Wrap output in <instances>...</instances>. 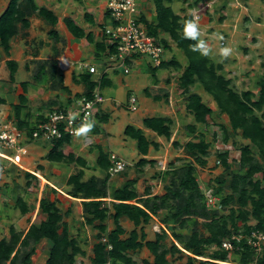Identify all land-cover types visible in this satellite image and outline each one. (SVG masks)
<instances>
[{"label":"trees","instance_id":"16d2710c","mask_svg":"<svg viewBox=\"0 0 264 264\" xmlns=\"http://www.w3.org/2000/svg\"><path fill=\"white\" fill-rule=\"evenodd\" d=\"M155 12V22L149 23L144 17L141 21L146 26L148 34L159 38L161 33L166 34L186 57L187 64L178 77V86L182 93L190 92V87L199 83L202 89L212 97L220 113L228 116L230 127L233 131H240L243 139L249 143L243 144L239 148V168L231 170L227 161L228 152H218L217 158L223 168V173H228V180L224 176H217L212 179L214 194L220 197L222 209L217 210L207 208L204 203L203 191L199 187L196 179V168L207 163L210 143L205 140L203 134H198V140H189L183 145L185 153L191 157L180 166L168 168L164 173L167 177V184L164 186V193L154 194L147 197H140L134 190L130 189L135 180H128L113 194L115 201L108 207L102 197L107 194V180L109 177L108 168L110 161L108 154L100 151L97 158V166L105 172L104 177H89L82 180L83 171L79 170L69 176L67 184L70 190L67 192L72 197H82V213L88 225H94L99 221L97 243L93 247L91 264H105L108 261L119 264H173L167 259L168 254L188 253L187 261L179 264H193L196 257H207L214 260L226 261L228 251L222 248V241L228 238L233 232L242 230L248 232L252 228H264V76L258 81V94L250 90L241 92L234 91L230 86V80L218 73L223 69L221 63H214L201 51H197L198 39H192L185 35L190 15L181 17L176 14L170 5L165 4V0H152ZM170 2L171 0H166ZM201 0H196L195 5ZM36 13L51 24L56 23L55 15L45 7H38L34 0H9L6 8L0 14V46L8 56L10 49V39L17 34L18 24L22 29L29 26L28 17ZM108 14V13H107ZM71 26L70 22H67ZM76 36H82L81 32ZM165 48L168 42L165 37L159 38ZM103 49L100 44L99 51ZM112 53L115 49L111 47ZM5 64L9 70V80L14 81V73L17 64L13 60H6ZM264 65V64H263ZM173 66L179 69L181 66L177 60L162 61L157 67L152 68V73L156 69H165ZM91 73L82 75L81 78H74L75 82H83L86 86L83 97L92 98L93 91L97 85L101 86L102 81L95 82L91 78ZM23 91L26 90V83H21ZM159 96H153L158 100ZM26 102L24 95L19 96V104L13 107L16 117V126L25 132L27 137H31L32 131L36 128L37 122L30 124L26 120H21L19 114L22 105ZM185 110L192 115L195 124L187 125V130L195 134L196 123L205 124L207 117L211 114V109L203 102L202 97L195 93L187 95ZM254 111H262L261 116H257ZM40 122L46 120V116L39 115ZM39 123V122H38ZM145 128L154 131L157 135L165 137L167 140L172 135L171 126L173 121L168 117H146L142 120ZM81 129L83 125L77 124ZM62 129V127L60 126ZM123 133L126 137L136 141V148L142 155H147L149 145L157 149L158 144L147 140L140 128L127 125ZM71 136L63 133L60 138L51 140L52 146L45 155L49 161L72 162L77 160L81 166L85 165V160L76 158L73 154L65 155L62 147L68 143ZM228 136H224V141ZM172 145L178 147L179 143L173 141ZM251 145L257 152L254 154ZM153 159L140 158L136 165L142 168L146 164L153 165ZM27 177H34L29 172H25ZM256 175H259L256 177ZM35 178V177H34ZM29 185V181L26 182ZM225 188L229 192H225ZM55 191V190H54ZM146 190V195H149ZM127 201H134L130 203ZM22 215L29 209L22 198L16 201ZM39 212L45 215V219L38 223L33 222L27 230H17L14 226L9 227V237L0 239V264H30L31 256L35 252V245L42 238L51 242L45 264H75L76 256H84L76 239L70 236L68 224L63 220L66 212L57 206L55 201L42 196L39 199ZM127 217L135 227L146 224L153 216L157 217L166 229L155 233L154 240L145 239L143 231L133 229L128 236L122 238L125 233L119 223V219ZM111 217L114 228L106 232L105 220ZM251 220L254 225L248 224ZM202 228L203 231L200 230ZM190 228V233L183 230ZM168 229V230H167ZM207 233V235L204 234ZM171 236L176 244L172 242L170 248L165 245V238ZM106 241L102 242L101 239ZM235 244L234 241H232ZM110 245L111 248L107 249ZM242 250L235 252L238 264H248L254 260L252 250L241 243ZM145 247L153 256V260L142 259L137 263L131 253ZM214 247L212 252H207ZM187 251V252H186ZM205 253L207 254L205 256ZM256 264H264V252L256 260ZM203 264V262H199Z\"/></svg>","mask_w":264,"mask_h":264},{"label":"crops","instance_id":"0c3cea01","mask_svg":"<svg viewBox=\"0 0 264 264\" xmlns=\"http://www.w3.org/2000/svg\"><path fill=\"white\" fill-rule=\"evenodd\" d=\"M34 2L38 7H45L47 10L51 11L56 17V23L51 24L44 18L34 13L28 17L29 26L27 28L22 29L20 27V24H18L17 34L10 39V49L8 56L4 53L2 47L0 46V65L6 66L5 64L6 60H13L17 64L16 71L19 68H23L25 72L28 74L32 72L33 69L32 65L37 66V70L35 74L31 73L33 75L34 82L37 84H33L34 83L33 81H21L17 83V81L15 80L16 71L14 73L13 82L9 80V76H8V79L6 80L7 84L6 86H4L5 89L2 93H0V122L4 121L2 116L5 114L4 112L7 107H10L13 110V107L19 104L20 95L25 96L26 102L22 105L19 116L21 120H26L30 124H33L34 122L37 123L40 122V120L38 119L39 115L47 117V115L52 111H56V110L64 111L68 109H75L78 106V101L84 96L83 92L86 86L83 82H75L74 78L78 79L81 78L82 75L87 74L89 71L88 70L89 66H94L96 70L95 73L90 74L92 80L95 82L102 81V85L101 86L97 85L93 92H99L103 97L104 95L101 93V89L106 86H108V88L110 87L111 89L113 87L121 88L123 86L128 85L125 76L119 73V69H122L123 71V67L119 65V60L115 56V52L112 53L110 51L111 47L108 45V40L103 32L105 26L111 22L106 10L107 0H34ZM7 4H3L2 6L0 5V14L4 11ZM139 7L142 13V17H144L146 20L154 17L155 15L154 6L151 1L142 0V3L141 5H139ZM68 21L70 22L71 26H68L67 24ZM75 32L76 33L81 32L83 35L76 36ZM100 44H103V49L99 51L98 49ZM32 46L34 47L32 48ZM18 52L19 53L21 52L23 57L19 56ZM141 58L142 57H135V59L132 61L136 62L137 65L140 64V66L143 68L147 66L148 71L151 73L153 77V83L150 84L149 86L145 85L146 87L143 88V93L147 99H152L154 103L153 102L147 103L145 100V104H146L144 108L145 113L143 114H147V115L146 116L141 115L138 121L132 123L134 125L131 124L128 125L133 126L135 128H140L143 132V135L147 138V140L158 144L157 149H154L153 145H149L147 155H142L138 152L136 148V141L133 139L135 143L131 142L130 145L132 148L135 147L137 153L134 155L135 160L132 159V162L130 163V161L124 159L119 154H116L111 150L105 151L102 148V144L99 139L100 138L99 136L101 135V129L105 128L104 131L106 135L110 134L108 133L109 126H107L108 124L106 123L109 119L108 112L110 108L111 111H113L117 107L116 104L111 106L109 105L110 101L107 102L109 100V97L107 98L104 97V100L97 105L95 109L94 117L91 119V121L94 122V127L91 129V131L87 132L86 134L79 133L78 135L71 137L70 141L68 143H65L62 147V152L65 155L73 154L75 156V159L79 157L84 159L86 162L84 166L79 165L77 160L68 163L47 160L45 158V155L52 146L51 140L36 139V140H25L23 142L25 146H29L27 148V151L29 149L28 151L29 155L27 154L26 156H24L23 161L25 158H27L28 159L27 162H33L36 159L35 156H39L38 158L39 160L36 163L38 165L37 168L38 173L34 171L32 172L36 175H40L42 178L40 176L39 177L45 181L46 197H48L51 201H55L57 206L62 210V212H66V214L63 216V220L68 224L69 232H70L69 221H72L73 215L76 212H79L80 215L82 216L83 213H82L81 202L83 200H88V199H84L82 197H72L69 194H67V192L71 188L70 185L66 183L67 179L69 178V176L75 174L79 170L83 171V177H82L83 181L87 180L89 177L92 176L99 178L104 177L105 172L102 171L96 164L100 151L107 153L108 159L110 154L114 153L120 158H122L124 161H126L128 164L126 168L119 173H116L114 175H110L108 173L109 177L107 180V194L105 197L101 198V200H103V202L108 207L110 206L111 202L115 201V199H113L114 191L124 186V184L128 180H135V183L131 186L130 189L134 190V192H136L137 195H139L140 197H147L154 194L161 195L164 193V186L167 184V180L164 179V176L160 175V177L158 178L154 174L152 177L151 174L150 176L151 178H150L147 175V171L151 168V166L152 168L155 167L156 162L162 163V161H159L157 158L159 157V155H157L156 153V155L152 156V153L157 152L158 149L160 150L163 146L167 145L170 147L173 141H177V142L179 141L178 138H175V135L173 136V130H172L174 125H176L175 124L176 117L173 116V113L175 115V112L172 108L173 105L172 100L175 102L176 96L175 94L171 93L169 86L170 84H167L168 86L163 85L160 79L155 78L156 72L159 69H156L155 72L152 73L153 71L152 68L154 66H152L149 62L148 64H144V62H141L142 61ZM176 60L181 66L179 69L183 70V68L187 64V60H185L186 64L185 63L181 64V61L179 59ZM132 61H127L129 66L133 65ZM45 69H46V75L44 74ZM167 69L168 68H165L163 70H165V72L166 71L168 72ZM45 76H46V95H42L43 93L45 94L44 84L42 83ZM38 80H40V82H38ZM24 82L26 83L25 91H23L21 86V83ZM159 88L169 89L170 93L166 91V93L164 92L162 96L156 95L155 90ZM5 91L6 93L4 95ZM8 94H11L10 100L7 99ZM198 94L201 95L202 97L201 92H199ZM133 95L134 94L132 93L130 88L127 89L126 91L127 104H128L126 106L127 111L129 110L130 98L134 97ZM153 96H159L160 98L158 100H154ZM37 98H42L43 101L37 102L36 101ZM136 104H137V98H135V107ZM209 108L211 109V114H212L214 108L211 107ZM135 110H137V107ZM217 111L219 112L218 108ZM184 114L188 115L187 117L188 121L185 125V128L187 129L186 127L187 125L195 124V122L192 115L188 114L186 110H184L183 115ZM220 114L221 116L224 117L226 123H229L228 116L225 113H220ZM6 115L7 116L5 117L7 119L9 118L11 121L16 122V117L14 116L15 115L14 110L11 113V115L9 113H7ZM209 116L207 118H209ZM146 117L171 118L173 124L171 126L172 135L169 139L170 141L163 136L157 135L154 131L145 128L142 124V120ZM103 124L106 126L105 127L102 126ZM201 125L204 124L196 123V131L199 130V127ZM123 130H122L123 137L121 139H122V144L125 147L129 145V142L126 140L129 137H126L124 135ZM110 142L111 141L107 140V145L109 147L112 146ZM95 148L97 149V152L94 151ZM142 157L146 159H153L154 160L153 165L146 164L142 168H139L136 165V162ZM8 169L9 171L12 170V168H8ZM117 174L119 175L117 176ZM44 175L46 176V179L43 177ZM197 175H198V171L196 169V179L198 182ZM6 181L9 180H1L0 185H2ZM110 182L113 183L114 186L113 189H110L108 187L109 186L108 184ZM45 183L43 184V186L45 185ZM208 185L206 187H211ZM27 186H28L27 191L31 192L33 189L31 188L32 187L31 183ZM43 186H41V188H43ZM201 189L204 190V187ZM146 190H149L150 192L149 195H146ZM23 192L24 194H20L19 192L18 196L19 198H22V200L26 203L29 209V211L24 215L20 213L19 211L20 208L16 203L18 196L17 198L13 199L16 195V190L14 191V189L10 188V193L8 192V190H5V195L0 194V198L4 207L3 213H5V210L8 207H12L14 210L17 209L19 211L16 221L10 222L9 224L14 226L17 230L25 231L27 230L29 225L34 222L35 216L38 215V217H40L41 220H44L45 215L39 212L38 209L39 199L41 198V194L39 193L40 195L36 202V206L34 207L33 212L31 211L32 214L34 213V216H30L29 213L31 207H30V200H28L30 194H27L28 192H25L24 190ZM9 194L11 195V197L13 196L11 199H13L15 205H11L12 203L11 201L10 204H6L5 199L8 197ZM127 202L134 203V201H127ZM62 205H65V207L62 208ZM65 217L67 218L65 219ZM4 218L5 217L3 216V219L1 220L3 224L5 223ZM108 219L112 220V218L108 217L104 222V224L106 225V232L111 231V229L108 228V223H107ZM151 220L158 221V219L155 216H153L152 219L149 220V222H151ZM149 222L146 224H141L138 227H135L132 221H130L127 217L122 216L119 219V223L125 231V233L122 235V238L127 237L129 232L133 229H137L138 232H140V230L143 231L145 237L147 238V233L146 230H144V226L149 224ZM158 223L163 229H166L161 222L158 221ZM98 224H100L99 221L94 222L95 226H97ZM19 227L23 229H20ZM8 231L6 233L4 232L1 235L0 239L8 238L9 237ZM156 232H160V231H156ZM156 232H154V236ZM74 238L76 239V237ZM147 240H151V239H147ZM39 242L41 243L40 248L37 247V244ZM50 247H51V242L49 240L42 238L40 241H38L35 245V252L31 256L30 264H45L48 256V250Z\"/></svg>","mask_w":264,"mask_h":264},{"label":"rangeland","instance_id":"374dc122","mask_svg":"<svg viewBox=\"0 0 264 264\" xmlns=\"http://www.w3.org/2000/svg\"><path fill=\"white\" fill-rule=\"evenodd\" d=\"M9 0H0V5L7 4ZM152 2V0H149ZM196 0H171L167 2L165 0V4L170 5L173 11L180 15L181 17L185 15L191 16V10L195 5ZM139 5H141L142 0H138ZM154 6V5H153ZM202 7L206 10L202 11L200 14V21L198 22L197 29L199 30V38L198 40H203L208 48L209 54L206 55L209 59H211L214 63H221L223 69L218 73L222 74L225 78L230 80L231 88L236 92H241L243 90H250L254 92L255 95L258 94L259 86L257 85L258 81L264 76V0H215V2H211L210 0H201L198 2L196 7ZM150 18V17H149ZM149 23L155 22V15L151 19H147ZM160 37H165L168 42L169 47L166 48L165 60L171 59H179L181 64H186V59L182 51L174 46L173 42L170 38L161 33ZM223 42V44H221ZM34 46H32L33 48ZM230 48L231 53L227 57H223L220 55V51L222 48ZM19 56L23 57L22 53L18 52ZM185 59V60H184ZM141 62L144 64H148L149 60L147 57H142ZM133 65H130L131 69L128 74H124L122 69H119V73L125 76V79L128 85L123 86L121 88H108V86L101 89V93L105 98L109 97V105H115L116 108L111 111L109 109L108 115L109 119L106 122L109 126L108 135L105 133V128L101 129V135L99 136L102 148L105 151H113L116 154H119L124 159L132 162V159L135 160L134 155L137 153L135 147H131V142L135 143V141L131 138H127L126 140L129 142V145L125 146L122 144V130L128 125H134L140 119L141 115L146 116L147 114H143L145 108V100L147 103L153 102L152 99H147L143 93V88L149 86L153 83V77L151 73L148 71L147 66L141 67L140 64L137 65L136 62L132 61ZM136 63V64H135ZM39 66V65H38ZM32 72L35 74L37 70L36 65H32ZM168 72L163 69H159L156 72V77L160 79L163 85L168 86L170 84V90L172 94H175L176 101L173 102L172 108L175 112L173 116L176 117V122L173 130V136L178 138V147H174L172 145L163 146L157 152L152 153L153 155H159L158 160L162 161V163H157L156 166L147 171V175L150 177L152 174L156 177L164 176V179L167 180L165 172L168 168H173L180 166L181 164L191 161V157H189L184 149L183 145L189 141H197L198 134H203L205 140L210 143L207 163L204 166H198L196 169L198 171V184L200 188H206V186L213 187L212 179L217 176H224L227 180L229 178L228 173H223V168L221 167L217 154L218 152H228L227 161L230 163L231 170H237L239 168L238 159H239V148L243 144L249 143L248 140H245L241 137L240 131H233L230 127L229 123H226L225 119L221 114L217 111L216 103L213 101L212 97L204 92L199 83H195L190 87V92L202 93V100L207 104V106L214 108L213 113L207 118V122L204 125L199 127V130L195 132V134H191L189 130L185 128V125L188 121V115L184 114L185 104L187 101V94L182 93L181 89L178 86V77L180 75V71L182 69H175L173 66L169 67ZM164 71V72H163ZM31 73H26L23 68L17 69L15 73V80L17 83L21 81H33V75ZM44 74L46 75V69ZM9 76V70L5 65H0V93H2L6 86V80ZM40 82V80H38ZM42 83L44 84L45 94L46 95V76L44 77ZM37 84V83H33ZM130 85V86H129ZM146 85V86H145ZM134 94L133 96L137 98V110L135 111H127V96L126 91L129 89ZM42 89V88H41ZM169 89L159 88L155 90L156 95L162 96L166 91L170 93ZM181 92V93H180ZM6 91L4 92L5 95ZM39 96V95H38ZM201 96V95H200ZM7 99H11V94H8ZM37 102H42V98H37ZM168 101V99H167ZM154 103V102H153ZM264 111V107L263 110ZM262 111H254L257 116H261ZM13 110L10 107L5 109V114L2 116L4 120H8L5 116L6 114L11 113ZM178 116V117H177ZM5 117V118H4ZM11 118V116H10ZM10 120V119H9ZM104 123V124H106ZM102 126H106V125ZM228 136V140L224 141V136ZM107 140L111 141L112 146L107 145ZM113 140V142H112ZM170 141V140H169ZM21 144L24 145L23 142ZM25 146V145H24ZM26 149L29 146H25ZM251 148L256 154L257 149L251 145ZM4 152L8 153L9 150L2 149ZM29 151V149H28ZM97 152V149L94 150ZM29 155V153H27ZM26 156V155H25ZM35 160L33 162H27V158L21 162L22 167H18L12 163H9L7 160H3L1 162L0 167L2 171L0 172V181L1 180H9L0 185V194L5 195V190H8L10 193V188L16 190V195L13 199L17 198L19 192L20 194H30V216H34L32 214L34 207L36 206V202L38 200L39 195L46 196V183L43 179H41L38 175L34 174L32 171L37 172L39 156H35ZM157 167V168H156ZM8 168H12L9 171ZM28 169V170H27ZM30 170V171H29ZM25 172H29L34 177H27ZM42 175V174H41ZM119 174H117L118 176ZM259 175H256V177ZM46 179V176H43ZM151 178V177H150ZM156 178V179H158ZM154 179V180H156ZM29 180L31 183L32 191H27L28 186L25 184ZM45 185L43 186V184ZM110 189H113V183L108 184ZM43 186V188H41ZM22 188V189H21ZM41 188V189H40ZM203 191V189H201ZM225 192H229L227 188L224 190ZM40 193V194H39ZM13 197V196H12ZM11 195L5 199L6 204L15 205ZM19 198V196H18ZM9 200V201H8ZM65 205H62V208ZM17 210V209H16ZM12 207H8L4 212V207L0 198V237L5 232L8 231L11 224L10 222H15L17 215L19 214L18 210L16 211ZM16 211V212H13ZM32 211V212H31ZM74 213V212H73ZM5 214V215H4ZM3 216L5 223L1 222ZM67 217H65L66 219ZM157 218V217H156ZM158 219V218H157ZM40 217L35 216L34 222L38 223L40 221ZM70 220V219H69ZM68 220V221H69ZM159 222H161L158 219ZM158 221L154 220L149 222V224L144 226V230H146L147 238L154 240V232L162 231L163 228L159 225ZM251 220L249 223H253ZM108 228L113 229L114 224L111 219L107 220ZM2 224V225H1ZM20 225V224H19ZM20 229H23L19 227ZM70 235L71 237H76L77 242L80 247H82L85 251L84 256H76L75 264H91V258L93 256V247L97 243L96 235L98 233V228L92 225H88L85 222V217L79 212H76L73 215L72 221H69ZM160 228V229H159ZM201 231L202 228L199 227ZM168 230V229H167ZM185 233H190V228L183 230ZM207 235L206 232H204ZM75 239V238H74ZM165 245L167 248H170L172 242L176 244V241L168 236L164 239ZM102 242H105L106 239L102 238ZM40 242L37 244V247L40 248ZM39 245V246H38ZM81 248V249H82ZM82 249V250H83ZM214 247H211L207 250V252H212ZM188 253H176V254H168L167 259L173 264L184 263L187 261ZM134 260L139 263L142 259H147L152 261L153 256L151 253L144 247L137 251L131 253ZM207 254L205 253V256ZM238 255L233 252L228 253V262L237 263L236 258ZM207 258V257H204ZM199 262H203L206 264L207 262L201 260L199 258L194 259L193 264H200Z\"/></svg>","mask_w":264,"mask_h":264},{"label":"built area","instance_id":"2783aa9c","mask_svg":"<svg viewBox=\"0 0 264 264\" xmlns=\"http://www.w3.org/2000/svg\"><path fill=\"white\" fill-rule=\"evenodd\" d=\"M210 1L212 3L215 2V0ZM196 6L191 10V21L198 25L200 14L206 9ZM106 10L111 22L105 26L103 32L108 40V45L115 49V56L119 60V65L123 67L125 74L130 72V66L127 61H132L135 57H147L149 63L154 67L165 61L166 48L159 38L148 34L145 24L141 21L142 13L138 0H107ZM88 70L90 73H95L96 71L94 66H89ZM103 100L104 97L99 92H94L92 98H81L75 109L50 112L44 122L36 124V128L32 131L30 138L26 136L25 132L18 129L15 122L11 120L1 121L0 165L3 160H7L9 163L22 167L23 157L28 153L26 147L21 144L25 140H52L60 138L63 133H67L71 137L78 135L81 128L77 124L85 126L87 122L91 121L97 105ZM135 109V98L131 97L129 110L134 111ZM2 149L9 151L6 153ZM109 159L111 165L108 173L110 175L123 171L128 165L126 161L114 153L110 154ZM2 168L0 167V172ZM203 195L207 208L222 209L220 197L214 194L212 187L204 188ZM254 223L248 224L254 225ZM241 243L252 250L254 260L248 264H256L255 260L264 252V228H252L248 232H242V230L233 232L222 241V248L229 253L233 252L235 254L237 250H242L243 246ZM110 248L111 246L108 245L107 249ZM201 260L206 261V264H238L227 260L221 261L210 258ZM105 264L119 263L108 261Z\"/></svg>","mask_w":264,"mask_h":264},{"label":"clouds","instance_id":"9594fccd","mask_svg":"<svg viewBox=\"0 0 264 264\" xmlns=\"http://www.w3.org/2000/svg\"><path fill=\"white\" fill-rule=\"evenodd\" d=\"M185 35L192 39L199 38V32L197 29V25L193 21L187 22L186 29H185ZM194 50L201 51L203 55L209 54V48L203 40H199V46L197 49H194ZM230 53H231V49L227 47L222 48L220 51V55L223 57H227L228 55H230ZM93 127H94L93 121L87 122L85 126L81 129L80 134H86L87 132L91 131Z\"/></svg>","mask_w":264,"mask_h":264},{"label":"bare ground","instance_id":"6f19581e","mask_svg":"<svg viewBox=\"0 0 264 264\" xmlns=\"http://www.w3.org/2000/svg\"><path fill=\"white\" fill-rule=\"evenodd\" d=\"M38 176H40V175H38ZM41 177V176H40ZM42 178V177H41ZM187 252V251H186ZM199 257V256H198ZM200 259H206V258H204V257H199Z\"/></svg>","mask_w":264,"mask_h":264}]
</instances>
